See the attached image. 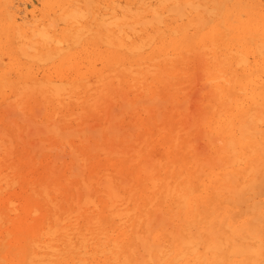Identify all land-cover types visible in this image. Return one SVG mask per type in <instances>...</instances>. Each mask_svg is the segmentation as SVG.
I'll return each instance as SVG.
<instances>
[{
  "label": "bare ground",
  "instance_id": "6f19581e",
  "mask_svg": "<svg viewBox=\"0 0 264 264\" xmlns=\"http://www.w3.org/2000/svg\"><path fill=\"white\" fill-rule=\"evenodd\" d=\"M0 264H264V0H0Z\"/></svg>",
  "mask_w": 264,
  "mask_h": 264
}]
</instances>
